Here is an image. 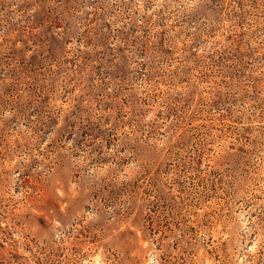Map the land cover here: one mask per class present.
<instances>
[{"label":"rangeland","instance_id":"rangeland-1","mask_svg":"<svg viewBox=\"0 0 264 264\" xmlns=\"http://www.w3.org/2000/svg\"><path fill=\"white\" fill-rule=\"evenodd\" d=\"M0 264H264V0H0Z\"/></svg>","mask_w":264,"mask_h":264}]
</instances>
